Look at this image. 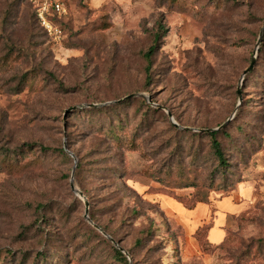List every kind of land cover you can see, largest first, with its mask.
Instances as JSON below:
<instances>
[{
  "label": "rangeland",
  "instance_id": "obj_1",
  "mask_svg": "<svg viewBox=\"0 0 264 264\" xmlns=\"http://www.w3.org/2000/svg\"><path fill=\"white\" fill-rule=\"evenodd\" d=\"M62 1L0 0V264H264V0Z\"/></svg>",
  "mask_w": 264,
  "mask_h": 264
},
{
  "label": "trees",
  "instance_id": "obj_2",
  "mask_svg": "<svg viewBox=\"0 0 264 264\" xmlns=\"http://www.w3.org/2000/svg\"><path fill=\"white\" fill-rule=\"evenodd\" d=\"M26 1V0H25ZM30 6V5H29ZM31 7V6H30ZM32 9V7H31ZM33 11V9H32ZM34 15H35V12L33 11ZM36 17V15H35ZM37 20V18H36ZM38 22V20H37ZM40 25V24H39ZM44 30V29H43ZM165 33V32H164ZM160 37V34H157L155 36V39H154V43L150 46L149 50L147 52L144 53V56L146 57L147 61H148V68L150 67V62L152 60V56L156 50V44H157V41H158V38ZM188 130V129H187ZM207 133L208 135H210L211 137V140H212V147L214 149V152L215 154L218 156V160L220 161V164H226L227 162L225 161V155H224V152H223V149H222V145H221V142L220 140L217 138V131H207L205 132ZM80 165H78V168H79ZM226 166V165H225ZM177 202H179L180 204H182L185 208L187 209H190V210H193L196 208V203L194 202H190V200H188L187 198H184V200H182V198H176L175 199ZM213 227V219L201 226H199L197 228V230L194 232L195 234V237L197 238V240L199 241V244L201 247H204L205 245L206 246H212L213 243L210 242V231ZM205 229V233H203V236L204 237H201L200 236V233H202V231ZM227 237V236H226ZM214 246V245H213ZM116 250V254L118 255V257L123 260L124 262H128V259H127V256L122 252L121 249H118V248H115Z\"/></svg>",
  "mask_w": 264,
  "mask_h": 264
},
{
  "label": "built area",
  "instance_id": "obj_3",
  "mask_svg": "<svg viewBox=\"0 0 264 264\" xmlns=\"http://www.w3.org/2000/svg\"><path fill=\"white\" fill-rule=\"evenodd\" d=\"M35 12L40 26L47 35L58 39L63 35L59 20L67 14V8L62 0H26Z\"/></svg>",
  "mask_w": 264,
  "mask_h": 264
},
{
  "label": "water",
  "instance_id": "obj_4",
  "mask_svg": "<svg viewBox=\"0 0 264 264\" xmlns=\"http://www.w3.org/2000/svg\"><path fill=\"white\" fill-rule=\"evenodd\" d=\"M252 66H253V62H252V64H251V66L245 71V72H247V71H249L251 68H252ZM238 93H239V95H240V97H241V88H240V86L238 87ZM168 115H169V117H170V119L172 120V122L177 126V127H180V125L174 120V117H173V115H172V113H170V112H168ZM184 128H186V129H191L190 127H184ZM203 131H214V130H217V129H215V128H208V129H202ZM107 235V234H106ZM108 237H110L109 235H108ZM110 239L112 240V242L119 248V249H121L122 251H123V249H122V247H120V245L112 238V237H110Z\"/></svg>",
  "mask_w": 264,
  "mask_h": 264
},
{
  "label": "crops",
  "instance_id": "obj_5",
  "mask_svg": "<svg viewBox=\"0 0 264 264\" xmlns=\"http://www.w3.org/2000/svg\"><path fill=\"white\" fill-rule=\"evenodd\" d=\"M184 208H185V207H184ZM185 209H186L187 211H193V210H194V209H193V210H190V209H187V208H185ZM202 225H203V224H202ZM200 226H201V225H200ZM198 227H199V226H198ZM198 227H197V228H198ZM197 228H196V230H197ZM214 229H215V228H214V224H213V227H212L211 231H213ZM196 230H195V231H196ZM225 236H226V232H225V233L223 232L222 239H212V240H211V239H209V240H210V242H211V243H213V244H215V245H216V243H215V242L222 241V240H223V238H225Z\"/></svg>",
  "mask_w": 264,
  "mask_h": 264
}]
</instances>
